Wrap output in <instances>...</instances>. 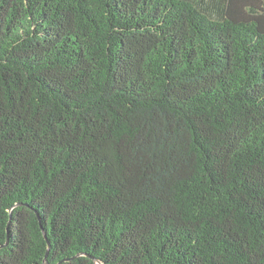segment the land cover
Returning a JSON list of instances; mask_svg holds the SVG:
<instances>
[{"label":"trees","instance_id":"trees-1","mask_svg":"<svg viewBox=\"0 0 264 264\" xmlns=\"http://www.w3.org/2000/svg\"><path fill=\"white\" fill-rule=\"evenodd\" d=\"M0 264H264V0H0Z\"/></svg>","mask_w":264,"mask_h":264}]
</instances>
